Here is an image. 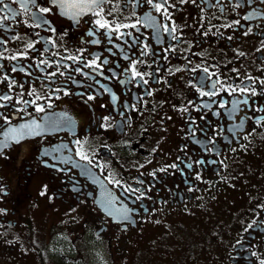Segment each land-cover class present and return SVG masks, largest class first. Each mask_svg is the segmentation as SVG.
I'll return each mask as SVG.
<instances>
[{
	"label": "flooded vegetation",
	"instance_id": "obj_1",
	"mask_svg": "<svg viewBox=\"0 0 264 264\" xmlns=\"http://www.w3.org/2000/svg\"><path fill=\"white\" fill-rule=\"evenodd\" d=\"M85 3H0V264H264V0Z\"/></svg>",
	"mask_w": 264,
	"mask_h": 264
},
{
	"label": "rangeland",
	"instance_id": "obj_2",
	"mask_svg": "<svg viewBox=\"0 0 264 264\" xmlns=\"http://www.w3.org/2000/svg\"><path fill=\"white\" fill-rule=\"evenodd\" d=\"M36 233H41L40 231H36ZM37 235V234H36ZM42 235V234H41ZM38 239H43L42 237H38ZM213 240V236L209 233L205 234V237L203 238V243L206 244L210 243V241ZM195 248H192L194 251ZM205 246H198L194 251V259L193 260H187L186 264H207V261L211 258V256L208 257L207 251L205 255H203V251L205 250ZM182 247H173L172 250L169 252L170 257L168 259H163L161 261H150L149 264H184L182 261ZM181 256V257H179ZM90 264H110L106 261V259L101 258L99 260V263L92 262Z\"/></svg>",
	"mask_w": 264,
	"mask_h": 264
},
{
	"label": "snow or ice",
	"instance_id": "obj_3",
	"mask_svg": "<svg viewBox=\"0 0 264 264\" xmlns=\"http://www.w3.org/2000/svg\"><path fill=\"white\" fill-rule=\"evenodd\" d=\"M35 2V0H33V3ZM105 2V0H87V3H85L83 6H79L80 7V12H83V11H86V10H90V9H100L99 11H96L94 14L96 15V16H101V14H102V12H103V9H102V7H101V5L103 4ZM149 2H151V0H149ZM165 2H166V0H165ZM0 3H3V0H0ZM71 7H78L77 5H71ZM154 7L159 11L160 10V8H161V4H159V3H157V4H155L154 5ZM9 11H11V10H9ZM40 11L41 12H46L47 11V9L46 8H41L40 9ZM77 15L79 14V12L78 13H76ZM8 17L7 16H5V19H7ZM145 19H148L147 17L145 18ZM96 23L101 27V28H107L108 27V24L107 23H105V22H103L102 20H97L96 21ZM123 26H125V25H120V26H118V27H123ZM172 31H174V29L172 30ZM74 59V58H73ZM107 61H105V63H106ZM92 66L94 67L95 66V61H93V64H92ZM134 65H133V76H138V75H140L139 73H137L135 70H134ZM205 71H207L206 69H205ZM141 78H142V76H141ZM208 95H212V94H214V93H207ZM253 94H255V93H253ZM7 97H5V99H6ZM91 98V97H90ZM113 99H115V97H113ZM38 111L39 110H42V109H37ZM262 119H264V118H262ZM25 127H27V125L25 126ZM14 132L16 131V130H13ZM173 167H175V165H173ZM188 167H191V165H188ZM197 178H199V177H197Z\"/></svg>",
	"mask_w": 264,
	"mask_h": 264
}]
</instances>
